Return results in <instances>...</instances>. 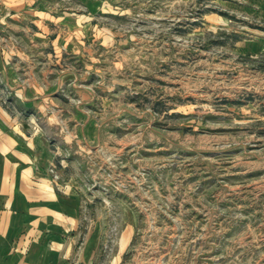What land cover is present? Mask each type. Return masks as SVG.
<instances>
[{"label": "rangeland", "instance_id": "1", "mask_svg": "<svg viewBox=\"0 0 264 264\" xmlns=\"http://www.w3.org/2000/svg\"><path fill=\"white\" fill-rule=\"evenodd\" d=\"M257 5L39 0L64 40L41 67L58 90L18 111L51 142L55 182L81 197L101 264H264Z\"/></svg>", "mask_w": 264, "mask_h": 264}, {"label": "crops", "instance_id": "2", "mask_svg": "<svg viewBox=\"0 0 264 264\" xmlns=\"http://www.w3.org/2000/svg\"><path fill=\"white\" fill-rule=\"evenodd\" d=\"M38 2L0 0V264H101L102 238L86 228L81 197L55 182L51 142L18 111L42 112L58 90L47 86L53 71L41 67L64 40L52 35L53 13Z\"/></svg>", "mask_w": 264, "mask_h": 264}]
</instances>
